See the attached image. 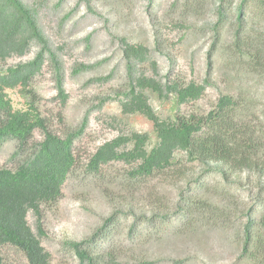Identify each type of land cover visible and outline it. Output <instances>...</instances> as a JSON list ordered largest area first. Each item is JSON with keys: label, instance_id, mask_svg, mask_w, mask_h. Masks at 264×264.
<instances>
[{"label": "rangeland", "instance_id": "374dc122", "mask_svg": "<svg viewBox=\"0 0 264 264\" xmlns=\"http://www.w3.org/2000/svg\"><path fill=\"white\" fill-rule=\"evenodd\" d=\"M22 1L35 10L62 67L67 93L64 104L57 95L50 59L31 81L47 128L65 136L76 131L86 116L82 133L73 142L76 163L60 196L56 201L40 205L41 231L33 211L29 210L26 215L29 226L51 254L49 264H76L78 259L65 244L89 240L94 235L93 246L113 249L123 264H249L240 258L243 243L238 233L241 228L237 226L245 220L242 217L244 201L250 188L247 181L256 184L257 176L244 172L239 186H229L217 173H203L201 183L207 192L204 194L198 187L195 191L215 204L222 200L220 205H223V192L229 186L234 189L232 195L241 194L239 210L232 216L231 225L209 221L200 226V220L195 221L198 217L194 215V219L188 218L193 225L188 229L176 216L170 220L161 218L177 211L179 191L187 187L189 179H195L202 172L201 168L196 166L192 175L182 180L161 176L133 180L130 181L134 183L132 188L125 182L131 165L116 161L102 166L99 173L85 169L96 148L118 134L146 132L150 144L156 140L149 119L140 113H123L117 100L111 99L116 91L127 86L122 39L142 44L149 50V59L133 66V73L155 76L162 82L179 78L205 84L199 99L178 108L170 96L160 99L148 90L149 101L162 118L174 113L204 114L215 106L219 96L242 93L245 99V89L252 94L256 88V111L264 121V81L255 73L246 72L245 56L240 58L229 49L237 27L235 7L239 0H234L231 12L216 32L214 7L218 0H181L174 6V0ZM251 14L247 13V17ZM249 22L253 34H264V14ZM242 29L245 31V14ZM38 48L33 44L25 55L0 61V67L27 61ZM151 60L155 61L156 71ZM77 68L80 70L76 71ZM7 93L14 106L23 105L18 89ZM42 138L43 132L36 128L29 148L17 151V139L5 140L0 146V168L17 167ZM188 184V187L195 185ZM139 215L141 219L136 221ZM132 223L135 227L128 238ZM109 228L108 234L101 238ZM5 252L8 264H27L22 253L11 248Z\"/></svg>", "mask_w": 264, "mask_h": 264}, {"label": "trees", "instance_id": "16d2710c", "mask_svg": "<svg viewBox=\"0 0 264 264\" xmlns=\"http://www.w3.org/2000/svg\"><path fill=\"white\" fill-rule=\"evenodd\" d=\"M180 1L174 0L173 6ZM233 4L234 0L217 1L214 7L217 16L213 24L215 32L226 20ZM235 8L237 27L229 49L240 58L245 56L246 72L255 73L264 81V34H253L252 28L248 27L250 19L264 14V0H239ZM249 12L252 14L247 17ZM244 14L245 31L242 29ZM121 41L126 59L127 86L116 91L111 99L117 100L123 113H140L149 119L156 140L150 144V136L146 132L118 134L96 148L85 166L86 171L99 173L104 165L123 162L131 165L125 182L132 188L134 183L130 181L133 180L159 176L182 180L188 174L192 175L196 166L201 168L202 172L195 179H189L187 187L179 191L177 211L161 218L170 220L176 216L188 229L193 226L188 218L194 219V215L198 217L195 221L200 220V226L209 221L231 225L232 216L239 210L241 194L232 195L234 189L229 186H239L244 172L257 176L259 181L256 184L252 180L251 184L247 181L251 189L244 201L245 214L242 217L245 220L237 227L241 228L238 233L243 243L240 258L251 264H264V121L256 111L258 89L255 88L252 94L245 89V99L242 93L223 94L204 114L174 113L162 118L151 105L148 90L160 99L170 96L178 108L199 99L205 91V84L179 78H167L162 82L155 76L133 73V66L149 59V50L142 44H133L125 39ZM33 44L39 46L34 57L6 68L0 67V146L7 139H17L16 151L23 150L29 148L36 128L43 132V138L31 147L30 153L17 167L0 168V264H8L5 258L8 248L22 253L27 264H49L51 254L29 226L26 215L29 210L33 211L41 231L40 205L56 201L60 196L62 186L76 163L73 142L81 135L86 120L85 116L81 126L65 136L47 128L31 81L50 59L57 95L64 104L67 93L63 87L60 61L49 46L35 10L22 0H0V61L25 55ZM151 64L156 71L155 61L151 60ZM11 89H18L24 99L21 107L14 106L8 96L7 90ZM182 158L191 169L185 167ZM203 173H217L229 185L223 192V205H220L222 200L215 204L195 191L198 187L204 194L207 192L201 183ZM188 183L195 185L188 187ZM136 218L139 221L141 215ZM134 227L135 223L128 227V238ZM110 229L105 230L101 238ZM94 238L65 244L78 259L76 264H123L117 260L113 249H96L92 244Z\"/></svg>", "mask_w": 264, "mask_h": 264}]
</instances>
